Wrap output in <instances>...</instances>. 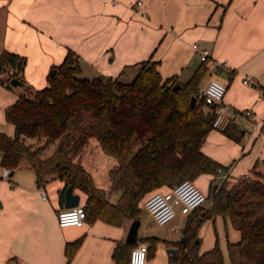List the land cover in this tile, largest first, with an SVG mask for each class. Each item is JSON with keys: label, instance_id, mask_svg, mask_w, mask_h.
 <instances>
[{"label": "crops", "instance_id": "obj_1", "mask_svg": "<svg viewBox=\"0 0 264 264\" xmlns=\"http://www.w3.org/2000/svg\"><path fill=\"white\" fill-rule=\"evenodd\" d=\"M106 1L110 0H0V55L9 50L26 56L24 78L38 79L36 88H42L48 84L47 70L60 64L69 48L83 65H94L106 76L116 77L123 67H132L127 77L133 79L134 64L151 58L159 62L164 79L174 76L184 82L202 63L193 44L208 47L223 66L217 73L208 70L201 84L218 75L227 85L222 102L227 112L250 109L252 122H233L235 131H244L239 141L219 130L209 132L202 150L229 169L218 176L203 173L194 181L208 191L210 182L224 174H247L256 163L264 168V0H142L141 6H133L136 0H117V5ZM247 77L255 83L244 82ZM9 89L0 81L4 114L19 96ZM86 149L81 162L112 199L108 172L117 159L96 173L84 159ZM41 186L47 189L48 199L42 198ZM63 186L58 178L39 184L27 161L8 178H0V264H116L113 251L119 241H126L127 223L132 220L114 225L95 219L80 226H61L57 213L67 208L65 196L61 197ZM74 192L84 204L87 195ZM153 192L143 198L142 206ZM224 221L227 230H235L228 240L238 241L240 231L229 218ZM78 238L81 243L67 262L66 244ZM214 245L211 240L199 251Z\"/></svg>", "mask_w": 264, "mask_h": 264}, {"label": "trees", "instance_id": "obj_2", "mask_svg": "<svg viewBox=\"0 0 264 264\" xmlns=\"http://www.w3.org/2000/svg\"><path fill=\"white\" fill-rule=\"evenodd\" d=\"M26 62V56L4 50L1 83L10 87L12 78L23 83ZM158 64L151 58L135 63L136 74L128 82L104 74L89 78L82 76L79 55L69 48L63 61L54 66L55 74L47 75L48 85L34 89L32 96L19 94L6 107L5 117L13 124L14 134L0 130L2 167L12 172L27 161L39 184L54 178L64 182L62 198L68 185L84 192L87 220L114 225L140 218L143 198L161 187L172 188L203 173L218 176L227 171V165L202 150L216 115V105L204 108L199 98L207 65L201 63L182 82L174 76L164 79ZM15 68L17 73H12ZM175 84L181 86L173 89ZM193 96L197 97L194 106ZM234 121L222 130L239 141L244 131H235ZM91 138L117 159L108 172L109 194L118 193L115 201L81 162ZM208 199L209 206H199L187 215L180 239L139 235L148 246L147 260L165 240L177 248L176 255L169 254L168 264H226L218 241L203 252L197 243L201 224L221 215L241 233L238 241L228 240L230 264H264V168L256 163L247 174H227L219 184L212 180ZM80 243L78 238L66 244L67 262ZM135 244L119 241L113 251L115 263L129 264Z\"/></svg>", "mask_w": 264, "mask_h": 264}, {"label": "built area", "instance_id": "obj_3", "mask_svg": "<svg viewBox=\"0 0 264 264\" xmlns=\"http://www.w3.org/2000/svg\"><path fill=\"white\" fill-rule=\"evenodd\" d=\"M105 3L117 5L118 1L110 0ZM134 5L141 6L142 0H136L133 3ZM193 48L198 51L201 62L205 63L208 70L212 73H217L223 66V63L212 56L211 50L208 47H202L200 44L194 43ZM17 71L15 68L12 70V73H17ZM244 82L248 84L255 83L253 79L248 77L245 78ZM226 91L227 85L215 76L205 78L203 83L200 84L199 98L203 100V107L207 108L212 104L216 105L213 127L223 129L232 120H252V111L250 109L242 111L235 110L232 113L227 112V107L222 104ZM10 174L11 168L3 166L2 177L8 178ZM226 175L224 174L223 178ZM40 189L42 198L48 199L47 189L42 186ZM207 199L208 191L203 190L194 180L185 179L172 188L154 191L144 200L143 206L159 225H165L176 216L177 212L187 216L196 208L202 206ZM57 219L61 226L83 225L87 221L86 208L81 203L74 207L64 208L57 213ZM178 229L179 226L175 225L174 230ZM147 252V244L138 239L132 249L129 264H148Z\"/></svg>", "mask_w": 264, "mask_h": 264}, {"label": "rangeland", "instance_id": "obj_4", "mask_svg": "<svg viewBox=\"0 0 264 264\" xmlns=\"http://www.w3.org/2000/svg\"><path fill=\"white\" fill-rule=\"evenodd\" d=\"M81 62V67H82V76L93 78L95 76H98L100 74H104L100 71H97L94 65H83L82 61ZM54 67V66H53ZM50 67L47 70V73H49ZM125 70L126 73L122 74V71ZM132 70L131 68H128L127 70L124 69V67L117 73L116 76H120L121 74V79L123 81H131L132 78L130 79L127 77L129 71ZM216 78H219L218 75H214ZM25 81L21 84L10 86L11 89L10 93L13 95L16 94H27L32 96L34 89L40 84V81L38 79L30 81L27 78H24ZM48 85V84H47ZM8 87L7 85H5ZM9 95V92H8ZM215 130H219L222 133H224L221 129L219 128H214ZM0 130L8 133V134H14V128L12 127L11 123L6 120L4 112L0 111ZM30 142H32V139H29ZM210 148H213L214 141H211L209 143ZM100 154L102 157H97V155ZM2 156V152L0 151V159ZM84 159L87 160L89 163L88 166H91L92 170H96V173L99 171L100 166L104 167V170H107L111 166V160L113 163L116 161L115 157L110 154L104 153L100 145H98V141L95 138H92L87 146L86 152L84 153ZM86 161V162H87ZM101 169V168H100ZM107 177V173L105 174ZM0 178H2V165L0 163ZM95 178L98 182L99 185H102V180L98 179L97 175H95ZM221 180L215 179L214 183L219 184ZM203 190H206L207 187L206 185L202 186ZM118 193H112V199L115 201V196ZM117 198V197H116ZM211 204V199H208L203 206H209ZM187 216L181 214L180 212H177L176 216L171 219L168 223L165 225H159L147 212L144 206H142V213L140 214V220H141V226L139 228V235L146 236V235H156L161 237L162 239L166 238L168 240H173L176 241L182 237L183 234V227L185 226ZM132 220V219H130ZM132 221L128 222L127 225L130 227ZM178 225L179 229L174 230V226ZM227 230L225 226V221L224 217L219 215L214 218H209L206 219L201 226L198 229V239L201 242L199 245V250H202L209 241L213 240L214 243L216 241L219 242L220 247L223 250L224 257H225V262L228 264L229 262V254H228V249H227V240L228 238L231 240L232 234L235 232V230L230 227ZM227 231L228 234H227ZM172 247L170 242H167L165 240H161L158 250L156 251L155 255L151 258L148 259V264H168V248Z\"/></svg>", "mask_w": 264, "mask_h": 264}, {"label": "water", "instance_id": "obj_5", "mask_svg": "<svg viewBox=\"0 0 264 264\" xmlns=\"http://www.w3.org/2000/svg\"><path fill=\"white\" fill-rule=\"evenodd\" d=\"M55 72H56V68L53 67L50 69L49 74L54 75ZM11 83L14 85H17V84H21V81L17 78H12ZM180 86H181L180 84H175L173 86V89H177ZM196 100H197L196 96H193L191 98V105L192 106L195 105ZM79 203H80V194L74 192L72 185H68V187L65 190V203H64L65 207H67V208L74 207V206L78 205ZM0 205H1V201H0ZM140 226H141L140 218H136V219L132 220L129 231L127 233L126 242L131 243V244H134L137 242L138 236H139ZM199 242L200 241L198 239L197 243H199ZM168 253L176 255L177 254V248H175V247L168 248Z\"/></svg>", "mask_w": 264, "mask_h": 264}]
</instances>
